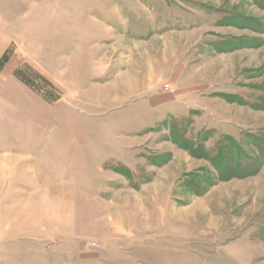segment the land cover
<instances>
[{
	"label": "rangeland",
	"instance_id": "obj_1",
	"mask_svg": "<svg viewBox=\"0 0 264 264\" xmlns=\"http://www.w3.org/2000/svg\"><path fill=\"white\" fill-rule=\"evenodd\" d=\"M0 264H264V0H0Z\"/></svg>",
	"mask_w": 264,
	"mask_h": 264
}]
</instances>
